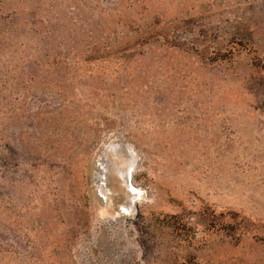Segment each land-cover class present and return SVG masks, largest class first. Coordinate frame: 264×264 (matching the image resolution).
<instances>
[{"label":"rangeland","instance_id":"rangeland-1","mask_svg":"<svg viewBox=\"0 0 264 264\" xmlns=\"http://www.w3.org/2000/svg\"><path fill=\"white\" fill-rule=\"evenodd\" d=\"M0 264H264V0H0Z\"/></svg>","mask_w":264,"mask_h":264}]
</instances>
